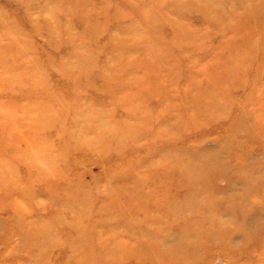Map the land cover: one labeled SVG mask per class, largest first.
I'll use <instances>...</instances> for the list:
<instances>
[{"label": "rangeland", "instance_id": "1", "mask_svg": "<svg viewBox=\"0 0 264 264\" xmlns=\"http://www.w3.org/2000/svg\"><path fill=\"white\" fill-rule=\"evenodd\" d=\"M94 1L83 24L58 0H0V264H27L36 242L46 264H77L81 238L97 264H264V0H222L214 21L201 0ZM8 193L46 242L18 237ZM164 224L155 260L120 259L130 231L101 253L106 227Z\"/></svg>", "mask_w": 264, "mask_h": 264}, {"label": "bare ground", "instance_id": "2", "mask_svg": "<svg viewBox=\"0 0 264 264\" xmlns=\"http://www.w3.org/2000/svg\"><path fill=\"white\" fill-rule=\"evenodd\" d=\"M64 0H58V2L63 6V8H64V10L67 12V13H73V14H78V16L80 17V19H81V21L83 22V24H88V21L86 20V16L90 13L91 14V12H92V6H93V4H95V1L94 0H82V3H81V5L79 4V6H78V4H76V3H73L75 0H67V4L68 3H71V5H64V3H65V1L63 2ZM81 1V0H80ZM189 1L190 0H188V1H186L185 3H182V7H189L190 5H192V4H189ZM204 4V6H205V11H204V14H206V17L208 18H212V17H210L209 16V14H212V12L210 11V9L211 8H216V6L218 7V6H221L222 7V0H201ZM212 1V2H211ZM106 2V1H105ZM242 1L241 0H235V3L236 4H239V3H241ZM108 3H109V1H108ZM197 3V0H194V4H196ZM200 3V2H199ZM227 2H225L224 3V5L226 4ZM186 4V5H185ZM193 4V5H194ZM252 5L253 3L251 2V0H248V5ZM185 5V6H184ZM246 5V4H245ZM261 5V4H260ZM231 6V5H230ZM104 7V4H102V6H101V8H103ZM167 7H169V6H167ZM191 7V6H190ZM193 7H195V6H193ZM54 8V7H53ZM63 11V10H62ZM77 11H79V12H77ZM203 14V15H204ZM113 17H114V19H121L122 17H123V12L121 11H119L118 10V8L116 7L115 8V10H114V12L111 14ZM51 17V16H50ZM53 17V16H52ZM51 17V18H52ZM91 17V16H90ZM205 17V20H207V18ZM44 18H46V17H44ZM210 21H214L213 20V18L212 19H210ZM156 22V21H155ZM215 22H217V21H215ZM47 23H48V21H47ZM52 24V23H51ZM102 24V23H101ZM103 25V24H102ZM56 29V28H55ZM119 29H120V27H119ZM69 35V34H68ZM69 36H71V35H69ZM173 36L175 37L176 35H175V31L173 30ZM199 36V35H198ZM111 60V58H109V61ZM125 66V65H124ZM135 66V65H134ZM62 72H63V74L65 75V76H67V74H69L70 72H69V68H63V70H61ZM164 124H166V123H164ZM146 127H148V126H146ZM219 152V151H218ZM215 156H216V159H217V157H221V158H224L225 157V155H223V153H215L214 154ZM262 156H259L258 157V159H259V162H258V164H257V166L256 167H258V168H264V154H261ZM250 157V156H249ZM220 161H218V162H213V163H211V165H212V167H215L216 169L217 168H227V165H228V163L226 162V160H222V159H219ZM226 170V169H225ZM210 177V176H209ZM209 181H211L210 180V178H209ZM184 182V181H183ZM6 183H4L3 182V184L1 183L0 184V189H2L3 187H9V186H7V184L5 185ZM179 184V183H178ZM180 184H182L181 182H180ZM179 184V185H180ZM17 185V184H16ZM192 188V187H191ZM7 190H9V191H11V189H7ZM202 193V192H201ZM195 194V193H194ZM208 194V193H207ZM5 196H6V199L9 201V204L11 205V213H10V215H8L9 217V219L10 220H12V221H15V215L17 216H19L20 217V220H22V221H24V225H22V226H19V225H17V224H15L18 228H19V232H21L20 233V236H18V237H25V236H38V240L37 241H43V243L44 242H46L45 240H46V238L47 237H49V234H51L50 233V230L49 229H47L48 228V223L47 222H43L42 220H39V218L37 217V216H34V215H32L31 214V211H30V208H28V207H24V205L22 204V208L21 207H19V206H17V205H15L14 204V201H17L19 204L20 203H23L22 201H20L21 200V194L20 195H16L15 196V198H13V199H11L9 196H10V194L8 193V194H4ZM202 195H203V193H202ZM212 195V194H211ZM208 196V195H207ZM169 197V196H168ZM173 197V196H172ZM126 197L124 196V197H122V199H125ZM262 198H264V197H262ZM164 199V198H163ZM162 199V200H163ZM144 200V199H143ZM1 202V201H0ZM21 206V205H20ZM159 206V205H158ZM166 207V206H165ZM185 209H187L186 207H185ZM252 209V208H251ZM175 211H178L177 213H180V214H182V213H184V212H182V211H184V210H182V211H180V209L178 210V209H176ZM205 211H207V212H205ZM213 211V212H212ZM251 211L253 212V210H250V212H248V213H246V214H244V218L245 219H248L249 217H250V215H251ZM174 212V211H173ZM202 212V211H201ZM200 211H198L197 212V214L200 216H198V215H196V216H194V217H197V218H202V220L204 221V223L206 222V218H208V216L209 215H212L213 213H215L216 212V210L215 209H204V211L201 213ZM105 213V212H104ZM190 214V213H189ZM99 215H100V213H99ZM242 220H243V218H242ZM147 222H148V220H146ZM151 221V220H150ZM194 221V220H193ZM151 222H154V221H151ZM40 223H42V224H40ZM209 223V222H208ZM205 224H207V223H205ZM150 225V224H149ZM148 225V226H149ZM209 226H211V223H209ZM150 227V226H149ZM160 228H158L157 229V231H158V234H155V233H153L154 231H148L147 229H149L148 227L147 228H145V229H141V228H139V227H135V226H130V228L129 229H126V230H124V229H122V231L121 232H115V231H113L112 229H110V228H108V227H106V232L107 233H109V235H110V238L107 240V242L106 241H104L105 243H103V244H101V246L103 247L102 248V250L103 251H101V253H103L104 255H105V253H107V252H109V253H111L106 247L109 245V246H111V247H114V245H127V244H129L130 242H129V238H126V235H124L123 233H126V234H128L129 232L128 231H130V233L131 234H133V236H135V237H137L135 240L133 239V241L130 243V245H134V244H136V247H133V248H131V249H128V250H124V251H122V252H120V256H121V260H123V259H127V258H137V259H135V260H138V259H140L141 257H145V259H147V260H155L156 259V257H157V255H161V254H166V253H168V251H163V250H161V252L159 251V253H157V252H154V251H151V248L153 247L154 249H157V250H160V249H163L164 247H163V245H161L160 244V242L158 241V236H159V239L161 240V241H163V235H168V234H171L172 236H173V233H170V232H168L166 229V226H165V224H164V226H162L163 228H161V226H159ZM181 228H179V230H178V233L177 234H187V232L188 231H190V230H192V231H195L196 230V228H197V226H195V225H193V223L191 222V224L190 225H188V224H183L182 226H180ZM92 228V226H90V229ZM166 228V229H165ZM103 230H104V228H99L98 229V235H101V232H103ZM13 232V231H12ZM128 234V235H131V234ZM159 233H163L162 234V236L161 235H159ZM84 234V233H83ZM78 235V234H77ZM175 235V234H174ZM182 235L181 236H179V237H182ZM184 236V235H183ZM13 237H14V235H13ZM143 238V239H145V238H147V237H149V238H153L154 240H152L154 243H151V244H145V242H143V241H141L139 238ZM9 238V237H8ZM80 238V237H79ZM148 238V239H149ZM137 239H139V241L137 240ZM176 239H177V237H176ZM175 239V240H176ZM93 240V239H92ZM172 240V239H171ZM9 241V243H8V247H7V249H5L7 252H9V255H10V253H14L15 251H16V249L18 248H15V249H13L15 246H13L12 244L14 243V241L15 240H8ZM13 241V242H12ZM81 241V242H80ZM80 241H76V240H74V243H70V244H68L69 245V248H70V250H71V254H72V256H74V261L77 263V264H84V261L86 260V262H87V264H97V262L99 261V257H97V259H98V261H96V259H95V257H92L91 256V258L90 257H86L82 252L83 251H81L80 252V247H82V245H84V243H85V239L83 240V238H81L80 239ZM88 241H91V238L89 237L88 238ZM88 241H87V243H88ZM7 242V241H6ZM17 240H16V244H17ZM61 242V241H60ZM83 243V244H82ZM2 244V243H1ZM32 244H34V243H32ZM32 244H30V248L28 247V248H23V249H27V251L25 250V253L27 254L26 256V258L27 259H25L26 261H27V264H46L45 262H43V259H41V254H40V252L41 251H43V248H42V246L39 244V242H36L35 243V245H36V247H38V252L37 251H29L31 248H33L34 246L32 245ZM84 247V246H83ZM136 248H139V249H141L140 251L138 250V249H136ZM46 249V248H45ZM18 250V249H17ZM166 250V249H165ZM94 251V250H93ZM137 251H139L138 252V254H137ZM141 251H144L145 253H146V255H142L140 252ZM21 252H24V251H21ZM101 253H99L100 255H101ZM8 253H6L5 255H7ZM84 257V258H83ZM147 257V258H146ZM149 257V258H148ZM14 258V257H13ZM10 261V260H9ZM46 262H48V261H46ZM101 262V261H100ZM3 264V263H2Z\"/></svg>", "mask_w": 264, "mask_h": 264}]
</instances>
